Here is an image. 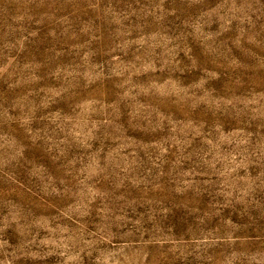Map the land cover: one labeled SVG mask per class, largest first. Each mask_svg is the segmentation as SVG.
I'll return each mask as SVG.
<instances>
[{"label":"rangeland","instance_id":"obj_1","mask_svg":"<svg viewBox=\"0 0 264 264\" xmlns=\"http://www.w3.org/2000/svg\"><path fill=\"white\" fill-rule=\"evenodd\" d=\"M0 264H264V0H0Z\"/></svg>","mask_w":264,"mask_h":264}]
</instances>
